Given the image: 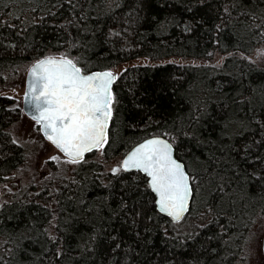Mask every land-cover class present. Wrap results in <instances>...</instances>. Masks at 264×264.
I'll return each mask as SVG.
<instances>
[{
  "label": "trees",
  "instance_id": "obj_1",
  "mask_svg": "<svg viewBox=\"0 0 264 264\" xmlns=\"http://www.w3.org/2000/svg\"><path fill=\"white\" fill-rule=\"evenodd\" d=\"M49 54L84 72L149 61L117 75L103 157L166 137L193 203L173 221L145 174L84 158L33 197L6 193L0 264H239L264 213V0H0V81ZM21 110L0 95V185L27 159Z\"/></svg>",
  "mask_w": 264,
  "mask_h": 264
},
{
  "label": "snow or ice",
  "instance_id": "obj_2",
  "mask_svg": "<svg viewBox=\"0 0 264 264\" xmlns=\"http://www.w3.org/2000/svg\"><path fill=\"white\" fill-rule=\"evenodd\" d=\"M31 72L33 81L26 99L46 138L69 156L71 163L102 149L108 143L112 85L117 77L110 71L85 75L63 57L42 59ZM122 168L146 173L151 189L158 194L160 210L177 220L182 217L191 193L190 179L184 166L173 158L171 143L158 138L145 141L127 156Z\"/></svg>",
  "mask_w": 264,
  "mask_h": 264
},
{
  "label": "rangeland",
  "instance_id": "obj_3",
  "mask_svg": "<svg viewBox=\"0 0 264 264\" xmlns=\"http://www.w3.org/2000/svg\"><path fill=\"white\" fill-rule=\"evenodd\" d=\"M256 61L261 60V56L253 55ZM168 60L179 63H204L207 60L196 58L172 57ZM222 56L215 57L213 62H221ZM149 62L147 59H136L130 63H124L114 69L118 73L123 71L130 64H144ZM30 65L23 70H19L17 74L7 75L4 82L0 81V95L14 97L22 109V95L25 89L26 73ZM13 137L16 142L20 143L26 150L27 159L24 165L5 179L0 185V204L7 198L6 193L11 195L13 192H23V196L33 197L37 194L40 187L35 190L31 189L32 185L41 184L55 175L56 172L68 173L77 163H71V159L67 158L52 143L45 139L40 130L38 122L26 116L21 110V114L16 118L15 123L11 127ZM88 160L102 161L107 170H111L121 165L123 155L118 156L112 161H106L103 157V150L94 151ZM58 157V159H52ZM42 183V185H43ZM42 188V186H41ZM19 195V194H18ZM264 236V213L256 218L255 225L249 232L247 242L245 243L244 258L239 264H264V255L262 251V241ZM2 240L0 239V243Z\"/></svg>",
  "mask_w": 264,
  "mask_h": 264
},
{
  "label": "water",
  "instance_id": "obj_4",
  "mask_svg": "<svg viewBox=\"0 0 264 264\" xmlns=\"http://www.w3.org/2000/svg\"><path fill=\"white\" fill-rule=\"evenodd\" d=\"M65 58V59H70L72 60L71 58L67 57V56H62V55H46V56H43L37 60H35L28 68L27 70V73H26V79H25V89H24V93L22 95V109H23V112L31 119H33L34 121L37 122L36 119H34V117L37 115V113L35 112V110L31 107V105L29 104L28 100L26 99V97L28 96V93H29V89H30V86L32 84V81H33V76H32V72H31V69L36 65V63H38L40 60L42 59H46V58H55V59H60V58ZM73 61V60H72ZM73 63H75L73 61ZM76 64V63H75ZM76 66L78 68L81 69V67L79 65L76 64ZM82 73L87 75V74H93V73H98V72H106V71H110L113 73L114 76L117 77L118 75V72L116 69H95V70H92V71H89V72H84L82 69H81ZM117 79V78H116ZM116 80L114 81L113 85H112V93H113V86L115 84ZM112 115H113V107H112ZM112 120V119H111ZM110 124H111V121L109 123V128H110ZM40 130H41V133L43 134V136L45 137L46 140H48L46 138V135H45V129L43 128L42 124H40ZM109 128H108V133H109ZM155 138H158V139H164V140H167L169 143L172 144V147H173V158L176 159L179 163H181L183 166H184V170L186 172V174L189 176V179H190V188H191V193H190V197H189V200H188V204H187V210L182 214V217H184L185 215H187L192 207V203H193V197H194V189H193V186H192V179H191V175L189 173V171L187 170L186 168V165L185 163L180 160L177 156H176V151H175V146L173 145V143L167 139L166 137L162 136V135H152V136H149L141 141H139L138 143H136L133 147H131L126 153L125 155L123 156V159H122V162L127 158V156H129L140 144L144 143L145 141L147 140H150V139H155ZM49 141V140H48ZM51 143V141H49ZM58 149V148H57ZM59 150V149H58ZM96 149H94L93 151H95ZM60 151V150H59ZM91 151V152H93ZM62 152V151H60ZM91 152H88V153H85L84 154V157H86L88 154H90ZM63 155H65L67 158L71 159L69 156H67L64 152H62ZM83 157V158H84ZM122 162H121V165L120 167L122 168ZM123 169V168H122ZM124 170V169H123ZM125 171H140V170H137V169H131V170H125ZM142 172L143 174H145L147 176L146 173H144L143 171H140ZM148 177V176H147ZM148 184L150 186V177H148ZM151 188V186H150ZM152 190V189H151ZM152 192L154 193L155 195V203H156V207L158 209V211L164 215H166L167 217H169L170 219H172L173 221H177L176 218H174L173 216H169L166 212H162L159 208V197H158V194L155 193L153 190ZM181 217V218H182ZM180 218V219H181ZM262 251H263V254H264V236H263V241H262Z\"/></svg>",
  "mask_w": 264,
  "mask_h": 264
},
{
  "label": "bare ground",
  "instance_id": "obj_5",
  "mask_svg": "<svg viewBox=\"0 0 264 264\" xmlns=\"http://www.w3.org/2000/svg\"><path fill=\"white\" fill-rule=\"evenodd\" d=\"M192 186H193V185H192ZM182 218H183V217H182ZM182 218H181V219H182ZM181 219H179V220H181ZM177 221H178V220H177Z\"/></svg>",
  "mask_w": 264,
  "mask_h": 264
}]
</instances>
